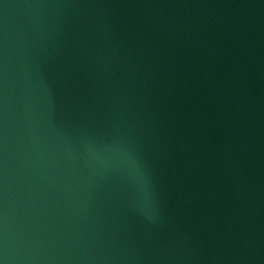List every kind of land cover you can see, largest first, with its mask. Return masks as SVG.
<instances>
[{
    "label": "water",
    "instance_id": "water-1",
    "mask_svg": "<svg viewBox=\"0 0 264 264\" xmlns=\"http://www.w3.org/2000/svg\"><path fill=\"white\" fill-rule=\"evenodd\" d=\"M0 264H264V0H0Z\"/></svg>",
    "mask_w": 264,
    "mask_h": 264
}]
</instances>
